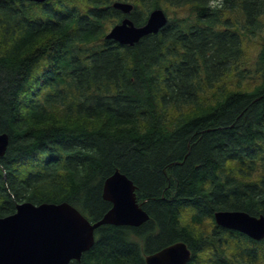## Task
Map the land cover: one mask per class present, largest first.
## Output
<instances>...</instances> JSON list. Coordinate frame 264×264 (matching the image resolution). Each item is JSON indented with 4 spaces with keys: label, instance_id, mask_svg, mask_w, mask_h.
<instances>
[{
    "label": "trees",
    "instance_id": "16d2710c",
    "mask_svg": "<svg viewBox=\"0 0 264 264\" xmlns=\"http://www.w3.org/2000/svg\"><path fill=\"white\" fill-rule=\"evenodd\" d=\"M113 1L0 0V217L67 202L98 221L120 171L149 219L100 226L69 264H146L176 242L188 264H264V239L214 219L264 215V35L253 69L241 68L242 27L264 31V0H138L137 26L161 2L192 13L132 45L105 37L123 16ZM251 73L260 81L244 90Z\"/></svg>",
    "mask_w": 264,
    "mask_h": 264
},
{
    "label": "water",
    "instance_id": "95a60500",
    "mask_svg": "<svg viewBox=\"0 0 264 264\" xmlns=\"http://www.w3.org/2000/svg\"><path fill=\"white\" fill-rule=\"evenodd\" d=\"M44 2L45 0H30ZM112 6L126 14L106 34L121 44L132 45L141 37L158 33L168 23L162 8H154L146 22L137 26L129 16L134 5L114 1ZM8 136L0 135V156L5 154ZM103 198L111 202L110 210L98 221L87 219L70 203L24 202L14 214L0 217V264H69L80 261L95 242V230L104 224L138 227L148 213L138 201L134 182L116 171L104 182ZM217 225L239 231L251 239H264V215L254 216L240 210H220L214 214ZM191 251L184 242H176L146 256V264H188Z\"/></svg>",
    "mask_w": 264,
    "mask_h": 264
},
{
    "label": "rangeland",
    "instance_id": "374dc122",
    "mask_svg": "<svg viewBox=\"0 0 264 264\" xmlns=\"http://www.w3.org/2000/svg\"><path fill=\"white\" fill-rule=\"evenodd\" d=\"M75 1L81 4L83 3L82 0H75ZM114 1H118V0H114ZM119 1H126L132 4H135V5L138 4V0H119ZM139 6L141 5L139 4ZM161 8L166 12L167 16L171 18L187 17V16H190L192 13L188 7L187 8H175V7H171L165 4L164 2H161ZM233 16L235 17L237 16L240 20H243L241 13L238 11L234 12ZM118 21H119L118 19L112 20V22H110L107 26V31H110L112 27L116 23H118ZM241 35H242V40H243L242 46L244 50L241 68L247 67L252 70L254 67V63H255L258 51L261 47L264 31L252 36L249 33H247L242 27ZM237 77L238 76L236 74L228 77L227 79L228 87L233 88V89L240 88L238 87V84H237L238 82ZM259 81H260L259 78L255 75H252L251 73V76L249 79L242 80L241 88L244 90H251L254 88L255 85L259 83ZM207 93L208 94L206 96L208 100H212L213 96L216 95L215 90H210ZM175 116H176V112L172 110L170 113V117H169L170 120L174 119ZM189 218H190L189 215L185 214V220L188 221ZM209 223H211V221Z\"/></svg>",
    "mask_w": 264,
    "mask_h": 264
},
{
    "label": "flooded vegetation",
    "instance_id": "af4514ba",
    "mask_svg": "<svg viewBox=\"0 0 264 264\" xmlns=\"http://www.w3.org/2000/svg\"><path fill=\"white\" fill-rule=\"evenodd\" d=\"M122 14H123V13H122ZM123 17H124V14H123L122 18L119 19L118 23H120V22L124 19ZM118 23H116V24H118ZM116 24H115V25H116Z\"/></svg>",
    "mask_w": 264,
    "mask_h": 264
}]
</instances>
